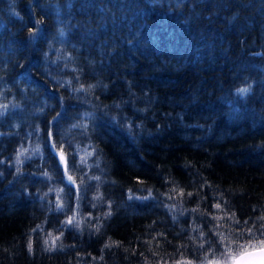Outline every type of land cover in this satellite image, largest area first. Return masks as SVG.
I'll return each mask as SVG.
<instances>
[{"label": "trees", "instance_id": "1", "mask_svg": "<svg viewBox=\"0 0 264 264\" xmlns=\"http://www.w3.org/2000/svg\"><path fill=\"white\" fill-rule=\"evenodd\" d=\"M0 112V264H201L264 238V0H0Z\"/></svg>", "mask_w": 264, "mask_h": 264}, {"label": "snow or ice", "instance_id": "2", "mask_svg": "<svg viewBox=\"0 0 264 264\" xmlns=\"http://www.w3.org/2000/svg\"><path fill=\"white\" fill-rule=\"evenodd\" d=\"M38 31V29H37ZM30 34L31 35H35L34 32H31L30 30ZM241 93H246L248 91V89H240L239 90ZM0 115H3L2 112H0ZM49 138L51 141V147L52 149L55 151L56 156L59 159V163L61 164L62 168H63V173L64 175L67 177V182L69 185L75 186L77 188L78 191V185L76 183L75 178L72 175V171L74 169V160H70L68 157L67 152L65 151V149L63 148V145L60 144L58 145L54 139V136L52 133H49ZM36 152H39V148H36L35 150ZM21 155H23V153H21ZM83 157H81V161L83 162ZM18 163H20L19 158L17 160ZM43 175L49 179H51V177L49 176V174L47 172H44ZM60 191L62 192L63 189H60ZM189 195H191V193H189ZM77 200L79 199V197H76ZM64 207L62 202H59L57 204V208L62 210ZM216 208H220V204L216 205ZM195 211V210H194ZM261 219H264V217H262ZM75 220V216L69 217L66 220L67 224H73V221ZM238 223V221H237ZM247 223V222H245ZM79 222H76V226H78ZM262 228H264V225L261 226ZM249 235H252V231L251 229H249ZM261 236L264 237V232L261 233ZM58 239V237H57ZM242 251L239 252L238 254H233L231 252V250L228 251L227 256L229 258V260L231 261V264H264V238H261L259 240L256 241V243H249L247 245V247L245 246H241ZM31 250V248H30ZM259 254V259H248V257H254L256 254ZM209 264H220V261H210Z\"/></svg>", "mask_w": 264, "mask_h": 264}, {"label": "rangeland", "instance_id": "3", "mask_svg": "<svg viewBox=\"0 0 264 264\" xmlns=\"http://www.w3.org/2000/svg\"><path fill=\"white\" fill-rule=\"evenodd\" d=\"M239 252H236V254H238ZM210 261H220V264H231V261L229 260L227 254H224L221 258H214V260L202 262L201 264H209ZM179 264H191V263H179Z\"/></svg>", "mask_w": 264, "mask_h": 264}, {"label": "water", "instance_id": "4", "mask_svg": "<svg viewBox=\"0 0 264 264\" xmlns=\"http://www.w3.org/2000/svg\"><path fill=\"white\" fill-rule=\"evenodd\" d=\"M248 259H259V254L257 253L254 257H248Z\"/></svg>", "mask_w": 264, "mask_h": 264}]
</instances>
